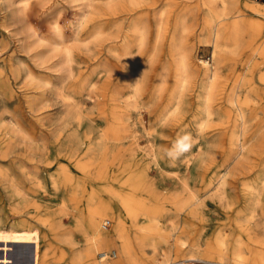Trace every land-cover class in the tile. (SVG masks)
<instances>
[{
  "label": "rangeland",
  "instance_id": "obj_1",
  "mask_svg": "<svg viewBox=\"0 0 264 264\" xmlns=\"http://www.w3.org/2000/svg\"><path fill=\"white\" fill-rule=\"evenodd\" d=\"M212 3L215 5L217 0ZM179 15L188 26L183 41L189 58L184 73L187 83L180 91L181 112L186 115L181 123L175 115L159 119L160 113L168 108V96L176 82L170 44L175 38V18ZM204 16L201 0H28L25 8L10 0H0V172L4 174H0V228L39 227L33 220L19 224L16 218L33 214L47 218L59 206L60 199L66 198V212L61 220L62 232L68 234L69 240H63L62 233L41 228V247L49 249V252L45 250L43 264H65L66 258H60L58 253L63 250L75 254L83 246L80 230L85 215L83 200L80 193H73L70 188L74 181L82 187L100 184L98 180L85 181L83 172L74 164L75 158L86 155V148L97 132L103 133L107 147L106 155L99 159L110 157L111 149L118 150V155L112 158L109 176H116L118 161L130 166L136 162L145 164L149 182L144 183L141 194L155 186L150 182L166 193L177 187L183 189L181 180L200 193L228 166L227 197L219 201L207 195L205 211L216 222L227 214L225 228L229 242L232 245L236 233L241 231L244 257L252 260L258 251H264L261 243L264 141L256 132L257 122L247 117L246 149L236 157L230 143L236 110L227 103L215 108L200 128L186 120L195 107L200 60L209 57L207 60L211 61L206 32L200 30ZM135 22L142 25L143 38L141 43L133 42L128 58L136 59L142 81L133 92L132 87L120 85V79L130 68L128 61L119 59L118 53L122 49L121 41L133 36L131 27ZM58 33L63 35L62 42L55 45ZM120 35L123 39L117 42ZM263 37L264 33H259L254 42H260ZM248 39L245 35L239 53L229 55L224 64V88L232 82L234 71L243 69L251 54ZM65 48L69 50L68 58L64 56ZM263 66L260 64L256 70ZM162 69L166 72L165 81L158 83ZM115 85L119 86V101L131 103L124 113L111 108L110 95ZM259 86L264 89L263 84ZM116 131L120 138L114 140ZM183 134L191 136L192 147L170 163L164 154ZM153 148L167 170L160 171L153 163L148 155ZM174 168L178 170V185L170 176ZM8 179L25 190L26 214L13 211L17 198L6 187ZM56 189L59 194L54 192ZM233 214L242 218L241 227L234 226ZM199 225L198 222L197 228ZM209 229V226L202 228L204 236ZM162 232L165 237L167 234L168 242H158L156 257L172 253L169 228L162 226ZM199 264L203 263L199 261Z\"/></svg>",
  "mask_w": 264,
  "mask_h": 264
},
{
  "label": "bare ground",
  "instance_id": "obj_2",
  "mask_svg": "<svg viewBox=\"0 0 264 264\" xmlns=\"http://www.w3.org/2000/svg\"><path fill=\"white\" fill-rule=\"evenodd\" d=\"M10 1L23 8L28 4V0ZM213 1L215 0H201L205 16L201 21L200 30L206 32L205 42L211 48V61L200 60L202 64L198 68L200 81L196 87L195 107L186 120L190 125L200 128L215 108L227 103L236 110L230 143L231 150L237 157L242 155L246 149L247 117L257 122L256 132L264 141V89L259 86V84L264 85V66L256 70L260 64L264 65V37L260 42H254L256 35L264 33V0L256 2L217 0L215 5ZM185 22L182 15L175 18L176 33L170 44V50L176 64L174 72L176 82L168 96V108L159 115V119L165 120L175 115L178 123L184 122L186 118V115L181 112L180 95V91L187 83L184 73L189 67V58L183 41V33L188 29ZM131 31L133 32L131 38L127 37L121 41L123 38L120 35V39L117 40L122 44L118 57L128 61L130 68L128 74L120 79V85L132 87L133 92H136L142 81V73L136 69V66L140 67L136 59L132 57L129 59L128 56L133 42L135 40L142 42V25L133 23ZM245 35L249 36L247 41L251 46V54L244 63L243 69L236 71L237 73L234 71L232 82L224 88V64L229 55L235 56L239 53L245 42ZM62 36L58 33V40L54 41L55 45L61 44ZM63 52L65 58H68L69 50L65 48ZM165 73L164 69L160 70L158 83L165 81ZM221 92L225 93L224 96ZM118 93L119 86L115 85L113 94L110 95L111 108L116 112L124 113L131 103L120 102L121 98H118ZM115 133L112 139L117 140L120 135L118 131ZM96 135L87 146L86 155L74 160L75 167L83 172L85 181L98 180L100 184L97 187H88L87 184L82 187L78 185V181L71 183L70 190L73 193H80L83 200L82 207L85 215H83L80 227L83 234V246L71 255L61 250L58 255L60 258H66L65 264H187L190 260H199L203 264H264V251L262 250L258 251L256 256L253 255L255 258L252 260L244 257L241 231L236 233L231 245L230 235L225 228L227 214H223V220L216 222L205 211L207 195L210 199L219 201L227 197L225 183L229 172L228 166L222 168L215 181L208 183L200 193L191 190L188 183L181 180L184 185L183 189L177 187L166 193L155 182H150L155 186H150L146 194H141L144 190V183L149 182L145 164L136 162L134 166H130L124 161H118L116 176H109V167L114 161L112 158L118 155V150L111 149L110 157L99 159L106 155L107 147L103 133L97 132ZM77 149L78 146L75 147V150ZM148 155L160 171L167 170L164 162L160 163L158 151L155 148L148 151ZM143 171H145L144 174ZM171 171L173 174L170 176L178 185V180H180L177 175L178 170L174 168ZM27 179L31 180V178ZM8 180L6 187L10 188L12 195L17 198L13 211L26 214L24 209L28 197L25 190L14 181ZM248 191L251 189L249 188ZM54 192L59 194L57 189ZM102 194L107 198H104ZM58 205L47 218H41L35 214L20 215L16 218L19 224L26 225L33 220L39 224V227L0 228V249L6 252L5 256L0 258L1 264L30 263L29 247L21 245L11 247V244H34L33 264H43V259L47 255L46 251L49 252V249L46 246L41 247L43 238L40 234L41 228L53 231L55 234L62 233L60 235H63V240H69L68 234L62 232L61 220L66 212V198H61ZM241 219L237 214L232 215L235 227L242 226ZM106 221L109 222V227L103 229L102 224ZM262 221L264 225V217ZM198 222L200 225L197 228ZM162 226H167L173 237V242L169 245L172 253L168 255L166 252L161 257H156L158 242L160 240L168 242L165 239L167 234L165 237L162 232ZM202 226L210 228L205 236ZM261 243L264 245V238Z\"/></svg>",
  "mask_w": 264,
  "mask_h": 264
},
{
  "label": "clouds",
  "instance_id": "obj_3",
  "mask_svg": "<svg viewBox=\"0 0 264 264\" xmlns=\"http://www.w3.org/2000/svg\"><path fill=\"white\" fill-rule=\"evenodd\" d=\"M191 140L192 138L189 134L180 136L173 146L165 152V158L168 159L170 163L179 160L181 156L190 151L192 147Z\"/></svg>",
  "mask_w": 264,
  "mask_h": 264
},
{
  "label": "water",
  "instance_id": "obj_4",
  "mask_svg": "<svg viewBox=\"0 0 264 264\" xmlns=\"http://www.w3.org/2000/svg\"><path fill=\"white\" fill-rule=\"evenodd\" d=\"M15 245H19V244H11V247H14ZM10 250L7 252V254L10 252ZM5 254H6V252L4 250H1L0 249V258H2L3 256H5ZM28 256L30 258V264H33V257H34V246H33V244H30Z\"/></svg>",
  "mask_w": 264,
  "mask_h": 264
},
{
  "label": "built area",
  "instance_id": "obj_5",
  "mask_svg": "<svg viewBox=\"0 0 264 264\" xmlns=\"http://www.w3.org/2000/svg\"><path fill=\"white\" fill-rule=\"evenodd\" d=\"M207 59H209V57H206V61H208ZM108 223H109L108 221L104 222L102 224V227H106L108 225ZM187 264H199V262L197 260H190V261H188Z\"/></svg>",
  "mask_w": 264,
  "mask_h": 264
},
{
  "label": "crops",
  "instance_id": "obj_6",
  "mask_svg": "<svg viewBox=\"0 0 264 264\" xmlns=\"http://www.w3.org/2000/svg\"><path fill=\"white\" fill-rule=\"evenodd\" d=\"M19 245H21V246H24V247H29L30 248V244H19ZM33 246H34V244H33ZM28 252H29V250H28ZM47 254V253H46ZM29 257V256H28ZM30 264V263H29Z\"/></svg>",
  "mask_w": 264,
  "mask_h": 264
}]
</instances>
